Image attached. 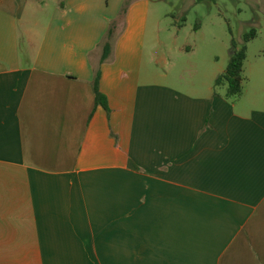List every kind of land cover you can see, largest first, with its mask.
Wrapping results in <instances>:
<instances>
[{
    "label": "crops",
    "instance_id": "0c3cea01",
    "mask_svg": "<svg viewBox=\"0 0 264 264\" xmlns=\"http://www.w3.org/2000/svg\"><path fill=\"white\" fill-rule=\"evenodd\" d=\"M155 13L0 0V264H264V52L172 84Z\"/></svg>",
    "mask_w": 264,
    "mask_h": 264
},
{
    "label": "rangeland",
    "instance_id": "374dc122",
    "mask_svg": "<svg viewBox=\"0 0 264 264\" xmlns=\"http://www.w3.org/2000/svg\"><path fill=\"white\" fill-rule=\"evenodd\" d=\"M151 1L159 22L157 50L159 54L171 53V62L162 63L161 67L169 70L168 81L172 84L178 83L179 75L185 81H192V73L214 59L219 61L222 70H226L235 50L233 44L236 50L246 46V67L257 54L264 52V0H214L200 4L194 0ZM197 22L199 26L195 30ZM251 29L256 30L257 36L244 44V35ZM189 47L195 50L191 57L178 55L179 49Z\"/></svg>",
    "mask_w": 264,
    "mask_h": 264
},
{
    "label": "trees",
    "instance_id": "16d2710c",
    "mask_svg": "<svg viewBox=\"0 0 264 264\" xmlns=\"http://www.w3.org/2000/svg\"><path fill=\"white\" fill-rule=\"evenodd\" d=\"M195 3L200 4L205 1L213 2L214 0H194ZM128 2H125L123 5V9L121 10V16L126 13V9L128 6ZM199 22L196 23L195 30L198 28ZM257 36L256 30L251 29L246 35H244V44H248L250 41L254 40ZM113 33L112 30L106 36L105 44L103 46V60L107 58L111 51V44H112ZM234 51L232 52L226 70L216 78L214 82V86H225L226 93L225 97L227 99L231 98H238L242 93V84H243V66L246 59V46L243 45L239 50H236V46L233 44ZM98 80L99 75L98 73L95 76L93 82V91L95 94V100L97 103L101 104L106 110L107 107L105 105V99L101 95L98 89Z\"/></svg>",
    "mask_w": 264,
    "mask_h": 264
}]
</instances>
